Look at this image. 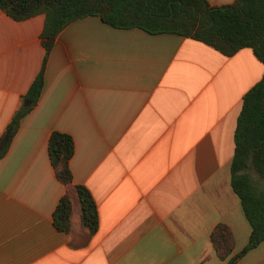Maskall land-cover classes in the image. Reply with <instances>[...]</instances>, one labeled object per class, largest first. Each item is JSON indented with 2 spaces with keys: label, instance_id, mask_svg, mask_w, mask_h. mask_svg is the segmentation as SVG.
Returning a JSON list of instances; mask_svg holds the SVG:
<instances>
[{
  "label": "crops",
  "instance_id": "1",
  "mask_svg": "<svg viewBox=\"0 0 264 264\" xmlns=\"http://www.w3.org/2000/svg\"><path fill=\"white\" fill-rule=\"evenodd\" d=\"M45 22L0 8V142L42 70ZM44 76L0 159V264H227L248 246L251 225L230 184L243 99L264 77L251 48L228 57L189 37L90 16L59 34ZM54 131L74 138L73 184L97 204L95 233L75 190L56 177ZM66 193L72 228L60 232L54 213ZM219 224L234 237L226 260L211 240ZM236 264H264V243Z\"/></svg>",
  "mask_w": 264,
  "mask_h": 264
},
{
  "label": "trees",
  "instance_id": "2",
  "mask_svg": "<svg viewBox=\"0 0 264 264\" xmlns=\"http://www.w3.org/2000/svg\"><path fill=\"white\" fill-rule=\"evenodd\" d=\"M0 8L18 21L45 14L41 39L47 52L42 70L8 126L11 134L7 146L0 150V159L6 155L23 119L41 98L46 66L57 37L69 23L79 19L96 16L118 29L140 28L155 35L189 37L228 57L251 48L264 63V0H234L232 4L220 6L208 0H0ZM48 149L57 179L67 188H73L80 199L83 226L95 233L99 228L97 204L85 186L73 184L74 138L54 131ZM230 185L239 196L252 229L248 246L227 263L236 264L238 259L264 243V77L243 99L235 131ZM72 214V197L66 193L54 213V224L60 232L71 231ZM232 236L225 224H219L211 234L221 259L226 260L233 251Z\"/></svg>",
  "mask_w": 264,
  "mask_h": 264
},
{
  "label": "water",
  "instance_id": "3",
  "mask_svg": "<svg viewBox=\"0 0 264 264\" xmlns=\"http://www.w3.org/2000/svg\"><path fill=\"white\" fill-rule=\"evenodd\" d=\"M10 134H11V131L9 129V131L6 132V134L4 135V137L2 138L0 142V150H3L7 146Z\"/></svg>",
  "mask_w": 264,
  "mask_h": 264
}]
</instances>
